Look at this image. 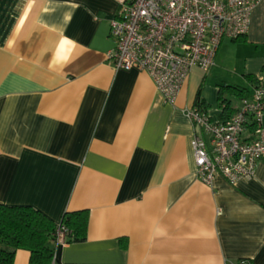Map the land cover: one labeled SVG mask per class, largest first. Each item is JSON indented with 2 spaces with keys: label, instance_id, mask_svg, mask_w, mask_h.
Segmentation results:
<instances>
[{
  "label": "crops",
  "instance_id": "1",
  "mask_svg": "<svg viewBox=\"0 0 264 264\" xmlns=\"http://www.w3.org/2000/svg\"><path fill=\"white\" fill-rule=\"evenodd\" d=\"M117 0H0V204L54 222L86 210L85 237L54 264H264V159L235 185L195 174L186 110L226 118L264 78V0L174 103L150 76L116 69ZM244 90L219 99L221 86ZM199 102L200 106L196 103ZM70 240V241H69ZM18 249L13 264H28Z\"/></svg>",
  "mask_w": 264,
  "mask_h": 264
},
{
  "label": "built area",
  "instance_id": "2",
  "mask_svg": "<svg viewBox=\"0 0 264 264\" xmlns=\"http://www.w3.org/2000/svg\"><path fill=\"white\" fill-rule=\"evenodd\" d=\"M109 25L114 47L107 57L116 69L136 68L154 82L162 101L173 104L194 67L206 72L224 38L247 33L258 0H117ZM188 118L200 128L190 140L195 174L210 186L216 175L235 185L254 176L264 159V78L240 98L226 118L213 121L193 107ZM68 230L58 224L55 244L67 242ZM51 264H54L53 261Z\"/></svg>",
  "mask_w": 264,
  "mask_h": 264
},
{
  "label": "trees",
  "instance_id": "3",
  "mask_svg": "<svg viewBox=\"0 0 264 264\" xmlns=\"http://www.w3.org/2000/svg\"><path fill=\"white\" fill-rule=\"evenodd\" d=\"M225 92L237 96L244 94L243 89L221 86L219 99L226 109L229 104L224 99ZM87 221L86 210L66 212L56 223L31 206L0 204V264H13L18 249L30 252L28 264H51L57 246L55 230L58 224L66 227L70 240H81L85 237Z\"/></svg>",
  "mask_w": 264,
  "mask_h": 264
}]
</instances>
